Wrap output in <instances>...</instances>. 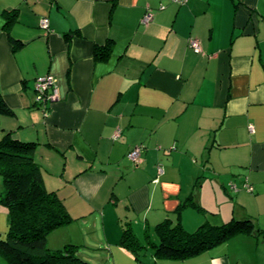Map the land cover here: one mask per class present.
<instances>
[{
	"label": "crops",
	"instance_id": "crops-1",
	"mask_svg": "<svg viewBox=\"0 0 264 264\" xmlns=\"http://www.w3.org/2000/svg\"><path fill=\"white\" fill-rule=\"evenodd\" d=\"M48 75L60 98L46 110L34 87ZM2 101L15 115L0 118V140L36 142L43 184L73 217L52 249L140 264L121 244L125 223L146 239L168 217L193 230L256 215L264 230V0H0ZM240 233L209 261L233 264ZM151 251L144 264L177 262Z\"/></svg>",
	"mask_w": 264,
	"mask_h": 264
},
{
	"label": "trees",
	"instance_id": "trees-1",
	"mask_svg": "<svg viewBox=\"0 0 264 264\" xmlns=\"http://www.w3.org/2000/svg\"><path fill=\"white\" fill-rule=\"evenodd\" d=\"M97 55L100 58L107 57L108 49L100 47ZM36 104L41 106L38 102ZM13 115L14 111L2 101L0 118ZM35 150L36 142L17 140L10 132L0 140V172L4 183L0 204L8 208L9 217V230L5 237H0V254L9 264H93L80 257L72 243L66 244L62 249L49 247V234L69 224L73 217L64 200L44 186L40 164L34 157ZM189 200L201 209L193 195L188 197ZM188 201L178 207V213L189 204ZM251 225V220L219 225L204 222L195 230L189 231L180 221L168 217L155 225L157 238H149L143 243L125 223L121 244L134 254L138 262L147 255L141 253V250L148 243L152 249L151 256L155 259L184 264L201 252L227 242L237 233H253L255 230L251 229ZM260 230L262 229H256V236Z\"/></svg>",
	"mask_w": 264,
	"mask_h": 264
},
{
	"label": "rangeland",
	"instance_id": "rangeland-1",
	"mask_svg": "<svg viewBox=\"0 0 264 264\" xmlns=\"http://www.w3.org/2000/svg\"><path fill=\"white\" fill-rule=\"evenodd\" d=\"M35 93L37 94V92H35ZM3 193H4L3 174L0 172V197ZM0 206H2V205L0 204ZM3 212H4V207H0V215ZM263 218H264V213H263ZM252 220L253 221L251 222L252 223L251 229H254L256 231L257 225L259 224L260 220L256 215ZM174 221H178V220H176L174 218ZM154 227H155V225H154ZM261 227L264 228V225L262 224ZM5 228H6V222H3L2 228L0 230L4 231ZM193 228L196 229L197 228L196 225L193 226ZM193 230H189V231H193ZM255 231L251 234H248L246 231H243V233H240V234L246 235V236H240L237 239L236 238L233 239L235 247L233 246V248L229 251V256H226L229 258L230 261L233 262V264H256L257 260L262 261L261 264H264V231L260 230L259 234L257 236L255 235ZM156 238L154 235L151 236V239H156ZM257 238H259L258 242H257ZM139 239L143 243H145L147 241V239L145 238V235H142L141 238H139ZM232 241H230V242H232ZM222 248L223 247L220 248V245L215 246L210 250H205L204 252H202V255L198 254L199 256L196 255L193 258H196V259H194L196 261V264H213L209 261L211 259L210 256H213V257H216L217 259H220V257H218V255L222 254V251H221ZM150 251L151 250L147 248V245L143 250H141V253L144 252L147 255L143 256V260L140 261V264H144V262L146 260L150 259L148 256ZM84 258L87 259L86 257H84ZM87 260H89V259H87ZM89 261L93 264H96V263L92 262L91 260H89ZM0 264H7V261L3 258L2 255H0ZM162 264H167V263H162Z\"/></svg>",
	"mask_w": 264,
	"mask_h": 264
},
{
	"label": "built area",
	"instance_id": "built-area-1",
	"mask_svg": "<svg viewBox=\"0 0 264 264\" xmlns=\"http://www.w3.org/2000/svg\"><path fill=\"white\" fill-rule=\"evenodd\" d=\"M177 1L183 3L186 2L187 0H177ZM42 26L45 27L46 29L49 27V20L47 18H44L42 20ZM191 45L197 52L201 51V46L199 45L197 40H192ZM35 90L37 92L36 101L40 103V105H44V108H46L50 102H54L60 98L59 88L55 84L54 78L50 75L38 77L35 82ZM251 129L253 130V127H251ZM120 135H121V130H117V132L114 135V138L119 139ZM142 150H143L142 145L136 146L128 153V157L132 161H137L140 158ZM245 187L249 192H253L254 190V187L249 183H246Z\"/></svg>",
	"mask_w": 264,
	"mask_h": 264
}]
</instances>
